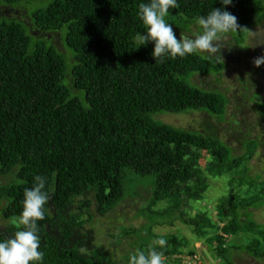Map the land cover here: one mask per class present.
Instances as JSON below:
<instances>
[{
    "label": "trees",
    "instance_id": "obj_1",
    "mask_svg": "<svg viewBox=\"0 0 264 264\" xmlns=\"http://www.w3.org/2000/svg\"><path fill=\"white\" fill-rule=\"evenodd\" d=\"M30 1L0 0L6 14L0 20V237L13 234L9 221L22 210L24 189L44 175L51 192L38 221L44 264H128L134 251L116 259L96 245L86 225L94 213L111 212L147 186L150 197L140 209L147 236L136 233V250L155 247L164 264H183L182 256L202 255L194 246L201 242L222 264H235L239 252L264 260V224L253 219V210L264 206V183L249 166L260 142L248 132L238 133L235 147L220 139L209 121L224 120L228 97L189 82L196 73L222 75L225 63L204 54L155 63L154 44L138 47L135 40L144 32L138 6L147 0H51L27 14L29 24L10 17ZM178 4L169 11L176 17L167 19L175 33L222 7L220 0ZM223 7L237 18L231 34L238 44L264 21V0ZM50 33H61L71 54L58 49ZM256 109L264 120L262 103ZM189 111L205 114L204 128L155 119ZM128 170L148 178L131 193H125ZM225 174L231 191L216 198L213 209L186 215L190 200L204 199L208 178ZM163 200L169 205L152 210ZM175 219L190 227L194 241L151 232ZM238 235L244 239L236 243ZM158 238L167 241L163 248Z\"/></svg>",
    "mask_w": 264,
    "mask_h": 264
},
{
    "label": "rangeland",
    "instance_id": "obj_2",
    "mask_svg": "<svg viewBox=\"0 0 264 264\" xmlns=\"http://www.w3.org/2000/svg\"><path fill=\"white\" fill-rule=\"evenodd\" d=\"M50 1L33 0L27 2L25 4L27 10L19 8V11H10V17H16L29 24V19L26 18L27 14L37 9L45 8ZM4 15H6L5 11H0V20ZM168 15L173 18L176 17L175 15ZM166 19H170L169 16ZM195 28L196 26L193 25L191 30H195ZM64 30L62 29L61 32L63 35L65 33ZM61 33H50V35L47 34L46 36L54 39V44L58 49L65 50L64 46L66 45H63ZM176 33L179 38L181 31L177 30ZM221 43L222 47L219 50L221 57L219 54L217 57L225 63L222 75L196 73L189 82L207 90H218L225 93L228 97L229 102L226 107L224 120L217 122L214 118H211L209 122L217 128V136L230 146L235 147L238 138L247 132L258 139L260 145L249 163L250 174H259L260 181L264 183V120L260 116V111L256 109V104L258 103H262L264 106V64L259 67L254 64L256 58L264 56V21L256 23L249 30L244 43L238 44L231 33L224 35L221 38ZM66 50L70 53V50ZM203 56L206 55L204 54ZM71 93L72 95L77 94L74 91H71ZM155 119L181 128L201 130L204 128L203 119L208 118L205 117L204 113L189 111L188 113H162L156 115ZM239 132L242 134L239 135ZM229 178L228 174L209 177V187L205 192L204 199L201 201L190 200L188 206H191V209L183 208L186 215L192 216L194 212L213 209L216 198H221L231 191L233 185ZM146 181H148V178L140 177L134 171L128 170L125 193L134 192L140 185H144ZM4 182L5 178L0 175V184ZM147 188H139L137 195L123 199L111 212L103 216L94 213L93 218L86 225L94 229L96 245H103L108 252L114 253L116 259L121 260L126 252L136 250L134 241L137 239L136 233L140 230L143 231L141 233L142 236H147L145 232L147 220L140 213V209L146 206V198L149 199L150 197ZM166 205H169V202L163 200L155 205L152 210L162 209ZM90 212L93 213L92 210ZM210 213L212 216L215 215L212 210ZM253 215L254 220L264 224V206L254 209ZM3 223H6V221ZM151 232L163 235L175 234L180 237H186L189 241L195 239L190 227L177 219L171 225L153 226ZM243 239L244 236L242 235L232 237V240L236 243L241 242ZM194 246L202 252V255L196 252L203 261L202 264H222L220 260H217L212 253L203 247L201 242H195ZM233 258L235 264H264V260L255 259L245 252L234 253ZM121 264H124V262Z\"/></svg>",
    "mask_w": 264,
    "mask_h": 264
},
{
    "label": "clouds",
    "instance_id": "obj_3",
    "mask_svg": "<svg viewBox=\"0 0 264 264\" xmlns=\"http://www.w3.org/2000/svg\"><path fill=\"white\" fill-rule=\"evenodd\" d=\"M220 3L221 8H213L207 15L197 17L195 30L182 31L179 39L166 19L170 9L179 7L178 0L140 3L137 16L144 32L135 36L138 47L153 43L151 56L155 63L161 64L192 54H205L209 59L217 57L222 47L221 38L238 28L236 16L223 7L231 5L233 0H220ZM254 64L257 67L264 64V56L256 58ZM50 195L47 177L34 176L32 186L24 189L21 212L10 218L9 223L15 231L10 236L0 237V264H44L38 221L45 219V205ZM155 243L163 248L167 241L158 238ZM128 264H164L163 253L155 247L147 253L137 249L130 255Z\"/></svg>",
    "mask_w": 264,
    "mask_h": 264
},
{
    "label": "built area",
    "instance_id": "obj_4",
    "mask_svg": "<svg viewBox=\"0 0 264 264\" xmlns=\"http://www.w3.org/2000/svg\"><path fill=\"white\" fill-rule=\"evenodd\" d=\"M182 263L183 264H201V260L196 254H194L192 256H182Z\"/></svg>",
    "mask_w": 264,
    "mask_h": 264
}]
</instances>
